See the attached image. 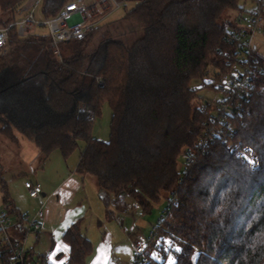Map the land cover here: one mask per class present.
I'll use <instances>...</instances> for the list:
<instances>
[{"label":"trees","instance_id":"trees-1","mask_svg":"<svg viewBox=\"0 0 264 264\" xmlns=\"http://www.w3.org/2000/svg\"><path fill=\"white\" fill-rule=\"evenodd\" d=\"M67 1L43 0L44 18L56 16ZM240 1L138 0L124 14L141 31L132 43L106 41L89 53L84 43L96 27L67 56L59 53L60 60L47 35L35 42L18 38L12 28L10 53L0 56L2 72L22 45L36 43L42 54L38 66L51 85L48 105L64 116L23 130L42 160L54 151L67 159L81 140L76 171L94 178L100 191L125 195L144 215L161 199L175 201L153 230L145 264H164L147 252L156 237L178 249L175 264H264V56L257 44L250 57L261 71L254 69L250 88L245 84L231 100L198 94L215 90L220 76L230 73L227 60L243 63L245 57L236 56L246 50L231 36L251 31L252 19L264 36L262 9L257 16L251 12L245 25L240 16L222 20L227 10H243ZM5 7L11 16L0 25L16 21L14 4ZM194 80L202 81L200 88H191ZM104 102L112 112L106 142L91 136ZM1 131L15 139L8 126ZM243 149L251 150L256 168L237 153ZM1 190L5 208L18 214L5 184ZM63 240L70 249L63 264H85L93 245L79 224L68 227Z\"/></svg>","mask_w":264,"mask_h":264},{"label":"crops","instance_id":"crops-1","mask_svg":"<svg viewBox=\"0 0 264 264\" xmlns=\"http://www.w3.org/2000/svg\"><path fill=\"white\" fill-rule=\"evenodd\" d=\"M43 36L45 35L35 30L26 38L36 42ZM8 69L9 66L0 72V129L8 126L15 139H11V142L2 133L0 136L6 138L11 145H18L20 142V147L25 146L27 149L22 152L23 154L30 152L31 159L26 161L36 162L38 165L34 168V179L24 180L23 183L25 181L38 183L42 188L41 196L36 199L29 198L24 189L28 199L33 202L31 207L22 206L24 208L22 209L16 202L14 204L10 201V203L16 213L22 215H33L40 205L44 204L42 228L32 233V245L27 249L29 255L33 258H48L53 264L67 262L70 249L63 240V234L75 223L79 224L82 233L93 245L92 253L86 257L85 264H95L100 256L109 259L111 255H114L112 253L114 246L125 239H128L132 250L131 244L135 241H133L135 237L129 235L126 226L146 228V218L135 217L138 207L130 198L123 194L114 196L102 192L98 189L94 178L77 172L78 158L69 160L70 164L60 153V155L51 153L52 155L50 154L44 160L41 159L38 148L23 134V130L34 131L43 126L59 123L64 116L53 112L48 105L51 85L44 75H32L29 72L11 75L7 72ZM38 78L42 80L41 86L36 84L35 79ZM22 153L17 151V153L11 152L10 155L22 161ZM53 159L58 163L56 170L49 168ZM120 219L123 221L122 225L119 222ZM45 241L49 243L48 251L36 256L35 247Z\"/></svg>","mask_w":264,"mask_h":264},{"label":"rangeland","instance_id":"rangeland-1","mask_svg":"<svg viewBox=\"0 0 264 264\" xmlns=\"http://www.w3.org/2000/svg\"><path fill=\"white\" fill-rule=\"evenodd\" d=\"M37 1V0H35ZM87 2L89 0H86ZM259 0H241L239 2V6L243 9L240 13L239 11H233V10H227L222 17V20H227L230 22H233L235 18L241 19L242 25H245L248 23V19L250 18L251 12L258 14L260 13V10L262 9L264 11V3L261 2L259 4ZM29 0H0V19H6L7 17H10L9 11H6V7H10L14 4L16 7V14H15V20H19L20 18H23L30 9L27 10L25 6ZM264 2V0H263ZM138 3V0H123L121 7L114 9L110 14L107 15L106 18H103L105 15L102 14L100 18L102 20L100 21V24L98 26V29L96 33L88 39V43H84V45L87 48V52L91 53L99 49V47H102L106 41L111 42H124V43H132L135 39H137L141 35V31L138 29L139 26L135 21H132L130 19L124 18L125 11H129L132 9L134 5ZM42 7H43V0H40L38 5L33 9V13L35 17L38 20H43L44 16L42 13ZM5 8V9H4ZM240 14V15H239ZM104 15V16H103ZM254 15V16H255ZM257 16V15H256ZM261 24V23H260ZM259 22L257 26H260ZM39 34L46 35L47 29L45 27H39L36 29ZM253 44H257V49L259 53H261L264 56V36L261 35V32L255 31L254 37H253ZM78 42L73 41L71 43H66L61 46L60 48V54L64 57L68 55V51L76 45ZM16 51V52H15ZM10 52H7L9 54ZM98 53V52H97ZM96 54V53H95ZM54 57L57 58V60H60V56H56L54 54ZM9 69L8 73L11 75H18L22 74V72H29L32 75L37 74H43V70L38 66L39 63L43 60L42 54L39 50V47L36 46L33 43L27 44L25 46H21L20 48L13 50L12 54L8 56L7 58ZM37 82L36 84L38 86L42 85V80L40 81V78L35 79ZM202 85L201 80H194L191 82L190 86L191 88L198 89ZM199 95L202 98L205 99H211L215 101H221L226 98L225 94H222L216 90H207V89H200L198 91ZM111 116L112 112L107 102H104L101 106L100 115L96 117L92 122V129H91V136L99 141L106 142L109 140L110 136V122H111ZM8 132V130H7ZM6 138H8L9 141L11 140V135L9 133H5L1 131ZM6 138L0 136V209L5 211V205L2 201L3 199V193H2V185L5 184L7 186V195L9 197V200L13 203L16 202L17 205H20L22 209L24 207H31L33 205V202L28 199L26 192L24 191L23 187V181L29 180L31 181L35 174L34 168L37 167V163L26 161L31 159L30 152L28 153H22L25 150V146L20 147V142H18V145H11L9 141L6 140ZM84 147V141L78 142V147L67 157V162L70 164L71 160H74V158H78L79 152ZM21 152L23 155V158L21 157L22 161H19L17 157H14L13 155H10L11 152L17 153ZM52 153H58V151H54ZM52 155V154H51ZM60 155V154H59ZM58 155V156H59ZM70 160V161H69ZM32 164L33 167L31 166ZM51 170H56L58 168V163L54 161V159L51 161L50 165ZM15 204V203H14ZM40 205V204H39ZM37 205V207H39ZM167 205V201L164 199H161L159 203L154 204L152 207V211L149 214H141L140 210H136L135 217H145L147 220L146 228H131L130 226H126L128 229L129 235H133L135 238L134 240H143L146 241L148 236L150 235V232L154 230V228L157 225V222L159 218L161 217L165 207ZM130 223V221H129ZM129 225V224H128ZM33 233V232H32ZM30 234L25 248L28 249L32 245L33 241V234ZM125 239V238H124ZM156 246H153L150 248L147 252H149V256L152 260L155 261H163L164 264H175L176 262V252L178 249L176 247H171L169 242L165 241V243L162 245V242L160 238L154 239ZM162 246V249L160 248ZM35 247V246H34ZM33 247V248H34ZM49 249V243L43 242L38 245V247H35L34 254L37 256L40 253H46ZM114 255H111L109 259L107 257L100 256L99 259L96 260L95 264H133L134 263V254L133 251L130 249V244L128 242V239L124 240L122 243H119L118 245L114 246V250L112 251Z\"/></svg>","mask_w":264,"mask_h":264},{"label":"built area","instance_id":"built-area-1","mask_svg":"<svg viewBox=\"0 0 264 264\" xmlns=\"http://www.w3.org/2000/svg\"><path fill=\"white\" fill-rule=\"evenodd\" d=\"M39 1L29 0L26 6L27 10L30 9V11L23 18L0 25V56L7 52L9 32L12 28L16 29L18 38H26L39 27L47 29L49 45L53 54L58 56L62 45L83 40L92 28L99 26L102 14L105 15L103 18H106L114 9L121 7L123 2L122 0H89L88 2L86 0H68L56 16L38 20L33 9ZM262 3H264L263 0ZM256 22L255 19L251 20V31L240 32V34L230 38L233 40L235 37L237 41H240V45L246 50V53L243 55L238 53L236 56L237 58L245 57L243 63L227 60L226 66L229 67L230 73H224L214 83V89L225 94L226 99L231 100L235 97L242 91L245 84L250 88L254 69L261 71L257 59L250 57V48L254 46L252 43L254 33L255 31L260 32ZM99 84H102L101 80H99ZM222 107L227 108L226 105H222ZM237 153L249 160L254 168L257 167L251 150L243 149ZM185 157L186 162H189L187 154ZM23 187L31 199L39 198L42 194V188L38 183L33 184L25 181ZM173 204L175 201L167 202L166 207ZM43 205L42 203L33 215H12L7 209L5 211L0 209V264H50L48 258L31 257L25 248L27 236L32 232L40 231L42 228ZM163 213H165V209ZM119 222L121 225L123 224L121 219ZM154 236L155 232L152 230L146 241L139 239L131 244L135 263L145 264L147 262V246Z\"/></svg>","mask_w":264,"mask_h":264},{"label":"water","instance_id":"water-1","mask_svg":"<svg viewBox=\"0 0 264 264\" xmlns=\"http://www.w3.org/2000/svg\"><path fill=\"white\" fill-rule=\"evenodd\" d=\"M123 1V0H122Z\"/></svg>","mask_w":264,"mask_h":264}]
</instances>
